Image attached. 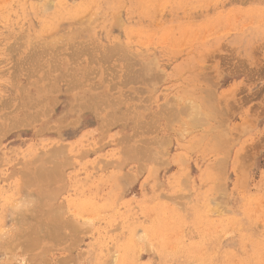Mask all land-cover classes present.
<instances>
[{"label":"rangeland","instance_id":"obj_1","mask_svg":"<svg viewBox=\"0 0 264 264\" xmlns=\"http://www.w3.org/2000/svg\"><path fill=\"white\" fill-rule=\"evenodd\" d=\"M0 264H264V0H0Z\"/></svg>","mask_w":264,"mask_h":264},{"label":"bare ground","instance_id":"obj_2","mask_svg":"<svg viewBox=\"0 0 264 264\" xmlns=\"http://www.w3.org/2000/svg\"><path fill=\"white\" fill-rule=\"evenodd\" d=\"M117 53H118V52H117ZM109 54H110V53H109ZM13 217H14V216H13ZM13 217H12V218H13ZM16 229H17V228H16ZM33 233H34V232H33ZM28 239H29V238H28Z\"/></svg>","mask_w":264,"mask_h":264}]
</instances>
